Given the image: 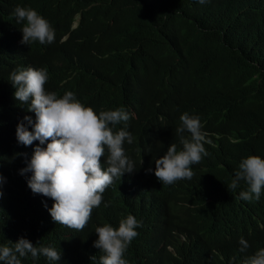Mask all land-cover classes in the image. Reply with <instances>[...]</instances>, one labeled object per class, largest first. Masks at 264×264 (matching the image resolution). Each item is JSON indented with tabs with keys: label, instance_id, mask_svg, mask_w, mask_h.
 Listing matches in <instances>:
<instances>
[{
	"label": "trees",
	"instance_id": "16d2710c",
	"mask_svg": "<svg viewBox=\"0 0 264 264\" xmlns=\"http://www.w3.org/2000/svg\"><path fill=\"white\" fill-rule=\"evenodd\" d=\"M5 2L0 0V25ZM21 2L55 30V40L47 46H20L24 63L46 68L48 91L72 90L97 114L124 102L133 105L135 116L126 130L142 147L134 160L138 168L143 157L148 165L166 153L185 112L200 117L211 141L204 144L208 155L192 168V179L169 186L148 181L139 191L124 183L109 203L96 208L92 222L114 225L133 213L148 225L181 207V214L193 216L191 225L182 229L188 248H174L172 255L166 245L158 249L140 238L125 253L128 264H235L243 256L237 240L250 243L240 232V218L250 204L236 202L224 191L242 159L264 158V2L257 1L249 11L232 0L201 5L191 0ZM4 52L0 45V54ZM124 73L129 78L119 87ZM95 75L99 81L93 88ZM11 107L0 106V150L11 144L14 124L23 121L14 119ZM124 127L117 124L113 130ZM19 180L18 175L4 178L3 236L21 197ZM252 203L264 206V193ZM16 229L33 233L24 225ZM90 235L85 230L56 247L62 253L56 264H92L87 260ZM103 254L99 250L97 256Z\"/></svg>",
	"mask_w": 264,
	"mask_h": 264
},
{
	"label": "clouds",
	"instance_id": "9594fccd",
	"mask_svg": "<svg viewBox=\"0 0 264 264\" xmlns=\"http://www.w3.org/2000/svg\"><path fill=\"white\" fill-rule=\"evenodd\" d=\"M232 1L245 11L255 7L257 1L264 2ZM191 2L201 5L209 0ZM24 3L7 0L1 13L0 45L5 52L0 54V106L11 105L14 119L23 121L14 124V136L8 137L11 144L0 150V204L4 178L10 175H18L21 196L5 222L4 236L0 230L4 237L0 264H56L62 255L56 247L69 244L74 235L88 229L91 239L87 260L92 264H128L125 253L140 238L158 249L166 245L172 255L174 248L187 249L190 241L182 229L191 225L193 216L181 214V207L164 221L148 225L141 224L133 213L114 225L93 223L92 218L96 208L109 203L112 192L124 183L139 191L148 181L169 186L192 179V168L208 155L204 144H211L202 131L200 117L183 113L177 136L166 153L154 157L148 165L143 157L138 168L134 160L142 147L126 130L127 121L135 116L133 105L124 102L123 107L97 114L72 90L49 92L45 87L49 80L46 68L24 63L20 46H47L55 40L49 21ZM127 77L124 73L119 87ZM98 81L95 75L93 88ZM121 123L123 129L113 130ZM228 187L226 196L250 204L240 218V232L250 243L243 238L237 240L243 256L235 264H264V206L252 203L264 193V158L251 155L242 159ZM27 204L32 205L33 219L23 225L33 230L31 235L17 230L11 221ZM99 250L104 253L101 257L97 256Z\"/></svg>",
	"mask_w": 264,
	"mask_h": 264
},
{
	"label": "crops",
	"instance_id": "0c3cea01",
	"mask_svg": "<svg viewBox=\"0 0 264 264\" xmlns=\"http://www.w3.org/2000/svg\"><path fill=\"white\" fill-rule=\"evenodd\" d=\"M32 212V205L27 204L24 208L17 211L14 216L11 218V221L18 227L23 224H27L33 219L31 214Z\"/></svg>",
	"mask_w": 264,
	"mask_h": 264
},
{
	"label": "rangeland",
	"instance_id": "374dc122",
	"mask_svg": "<svg viewBox=\"0 0 264 264\" xmlns=\"http://www.w3.org/2000/svg\"><path fill=\"white\" fill-rule=\"evenodd\" d=\"M75 27V26H74Z\"/></svg>",
	"mask_w": 264,
	"mask_h": 264
}]
</instances>
